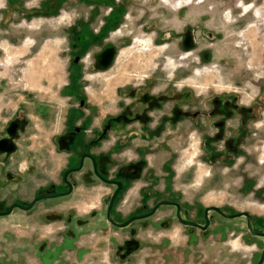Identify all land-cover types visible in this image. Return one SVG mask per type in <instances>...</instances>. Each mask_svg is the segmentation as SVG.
<instances>
[{
  "label": "flooded vegetation",
  "instance_id": "af4514ba",
  "mask_svg": "<svg viewBox=\"0 0 264 264\" xmlns=\"http://www.w3.org/2000/svg\"><path fill=\"white\" fill-rule=\"evenodd\" d=\"M7 1L13 32L7 38L10 73L0 71V188L7 181L1 175L11 172L9 179L24 189L0 192V211L27 205L9 213L26 210L34 219L37 213L48 234L61 233L31 241V264H93L95 235H105L100 242L110 246L106 257L116 263L222 264L231 234L245 264H264V210L232 209L206 197L226 176L222 167L241 159L247 178L239 192L249 191L264 209V146L241 143L260 118L264 97L243 105L239 93L204 96L186 79L159 86L162 79L153 75L117 87L118 108L93 122L100 107L87 95L98 83L90 75L106 72L139 27L141 35L155 28L158 44L170 40L193 53L191 17L162 28L156 19L137 23L146 11L133 4L148 0H75L87 6L70 25L73 56L66 76L65 64L41 56L53 33L64 35L68 0ZM132 15H138L133 26ZM23 39L30 44L26 51ZM84 53L91 55L85 64ZM184 63L186 70L193 67Z\"/></svg>",
  "mask_w": 264,
  "mask_h": 264
},
{
  "label": "rangeland",
  "instance_id": "374dc122",
  "mask_svg": "<svg viewBox=\"0 0 264 264\" xmlns=\"http://www.w3.org/2000/svg\"><path fill=\"white\" fill-rule=\"evenodd\" d=\"M139 1H135V4ZM147 2L145 6H135L132 3L135 8H140L139 12L143 13L142 8L146 11L144 18L140 21L137 20V23L142 21L146 24L156 19L161 27L165 28L167 24H169L167 26L174 27L173 25L177 23H186L189 19L186 16L191 17L194 26L192 29L194 51L190 53L189 50L175 49L170 40L158 44L154 37L155 28H151L142 35L139 34L140 27L133 30L130 36L131 40L120 48L111 67L106 72H99L97 76L90 75L93 81H98L96 86L91 87L87 92L90 101L98 108L100 107L99 113L93 116L94 124L97 125L100 122L102 113L113 112L118 108L115 100L121 97L115 91L117 87L120 88L130 81L139 83L140 78L153 75L162 79L159 86L170 82L172 78L173 80L186 79L190 82L189 84L193 85L191 88L194 91L201 92L204 96H209L212 93L219 95L222 92L239 93L237 101H241L243 105H250L254 98L262 99L264 97V0H148ZM78 3L75 0H68L63 7L61 6L66 14L62 19L63 25L67 27L64 35L60 32L53 33V36L49 38L51 44L48 46L47 52H45L46 48H42L44 55L41 58L50 63L59 61L65 64L66 76L69 73L68 65L73 56L70 25L76 21L77 15L84 13L87 6L81 2ZM9 6L7 0H0V44L3 43L2 45L6 48L5 51L0 48L3 51L0 54V71L3 75L10 73L9 63L12 48L9 47L7 38L13 30L10 27L12 19ZM180 7L187 10L186 12L182 11L181 17L176 13ZM137 16L132 15L129 18L132 26L134 25L133 19ZM24 41L23 39L22 51H26L30 47V44H24ZM62 47L65 49L64 53L61 50ZM201 52L209 53L208 58L202 59ZM188 53L190 54L188 55ZM89 59H91V55L87 56L84 53V64ZM185 61L192 63L193 67L186 70ZM235 89L239 92L232 91ZM260 112L259 119L250 121L247 135L242 133L241 136L244 137L242 145L264 146V106ZM197 140L195 146H197ZM33 147L41 148L39 145ZM197 150L198 148L195 147V153ZM240 160L238 159L232 165L225 164L222 167L226 176L220 181L221 184H211L209 195L206 197L212 204H225L232 209L244 208L252 212L254 210L263 211L264 209L250 196L249 191L239 192L242 180L247 178L245 173L241 172L244 166L239 165ZM23 163V159L18 163L20 170ZM7 166L12 170L10 159ZM211 166L210 170L214 168L212 163ZM5 169L7 170L6 167ZM233 172L234 174H232ZM10 174L11 172L1 175L3 177L1 180L7 181L2 184L0 192L13 193L17 187V190L24 189L22 188L24 184L19 185L9 179ZM21 179L22 183L26 182L25 173L22 174ZM99 195L101 192L93 194V201L96 204ZM11 198L13 197L6 198L5 201H9ZM23 198L27 199V197ZM34 217L35 219L26 210H14L7 215H0V264H31L36 261V258L31 257L29 253L31 241L38 242L42 238L61 237V233L58 232L57 234L56 232L48 234L46 232L48 227L42 225L37 213ZM234 237L233 234L227 237L226 258L222 264H245V258L240 259L241 253L235 251L239 246ZM93 239L99 241V245L97 244L93 249L98 258L94 260L93 264H122V262L116 263L107 259L106 254L109 253L110 246L105 242H100L105 239V235H95ZM242 253H248V251L242 250ZM129 264L155 263L134 261Z\"/></svg>",
  "mask_w": 264,
  "mask_h": 264
},
{
  "label": "water",
  "instance_id": "95a60500",
  "mask_svg": "<svg viewBox=\"0 0 264 264\" xmlns=\"http://www.w3.org/2000/svg\"><path fill=\"white\" fill-rule=\"evenodd\" d=\"M13 207H18V208H21V209H23V208H24V209L29 208V206H27V205H23V206H22V205H19V204H17V203H12V204L9 205V209H8L7 211H5V212H1V211H0V214H1V215H6V214H8L9 211H11ZM227 215H229V214H227ZM234 216H235V215H234ZM247 218H248V217H247Z\"/></svg>",
  "mask_w": 264,
  "mask_h": 264
},
{
  "label": "bare ground",
  "instance_id": "6f19581e",
  "mask_svg": "<svg viewBox=\"0 0 264 264\" xmlns=\"http://www.w3.org/2000/svg\"><path fill=\"white\" fill-rule=\"evenodd\" d=\"M246 9V8H245Z\"/></svg>",
  "mask_w": 264,
  "mask_h": 264
}]
</instances>
